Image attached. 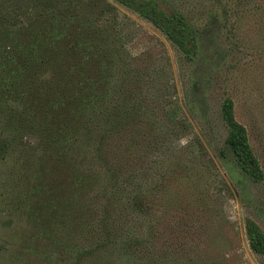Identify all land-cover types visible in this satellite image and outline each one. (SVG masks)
<instances>
[{
	"label": "rangeland",
	"instance_id": "rangeland-1",
	"mask_svg": "<svg viewBox=\"0 0 264 264\" xmlns=\"http://www.w3.org/2000/svg\"><path fill=\"white\" fill-rule=\"evenodd\" d=\"M107 1L115 9L109 15L86 16L104 31L120 29L135 73L150 75L148 84L136 87L150 108L145 124L162 134L169 119L189 126L154 144L145 141L140 150L145 168L141 161L138 181H158L146 198L154 205L157 257L172 256L177 264H193V255L194 264H264L245 234L247 221L264 232V178L253 182L240 169L226 148L220 112L221 102L231 99L264 174V0H149L184 17L195 31L192 62L130 9L140 2ZM22 28L0 25V264H79L80 244L95 230L96 200L81 195V219L77 156L72 145L58 146L52 130L64 121L63 60L87 54L58 48L30 60L19 50L28 34ZM174 106L181 111L171 116ZM162 139L169 144L161 145ZM163 155L194 160L201 170L168 175L170 167L161 169L159 160L149 166L148 158Z\"/></svg>",
	"mask_w": 264,
	"mask_h": 264
},
{
	"label": "trees",
	"instance_id": "trees-1",
	"mask_svg": "<svg viewBox=\"0 0 264 264\" xmlns=\"http://www.w3.org/2000/svg\"><path fill=\"white\" fill-rule=\"evenodd\" d=\"M97 1L99 5L95 7L93 0H0V25L24 27L28 34L19 50L30 60L48 57L58 48L62 52L87 54L73 57L71 53L72 58L63 60L60 104L64 121L52 130V139L58 146L67 149L72 145L77 156L74 187L80 197L81 219V195L91 193L90 201L96 200L95 230L89 240L80 244L78 263L100 264L103 259H110L111 264H177L174 257L165 255L159 259L155 253L157 222L153 202L146 198L156 190L158 181H138L141 161L145 168L140 150L145 141L154 144L160 135L166 138L175 128L189 126L177 122L176 127L169 119L170 123L167 121L164 126L168 133L162 134L155 126L145 124L144 116H149L150 108L140 99L141 91L136 87L148 84L150 75L135 73L130 63L133 60L126 57L120 29L112 26L104 31L94 25L96 18L86 16H107L115 10L107 0ZM136 1L140 4L130 9L155 25L179 55L192 62L198 52L197 35L186 19L162 12L149 0ZM90 63L94 67L90 68ZM178 106L168 109L171 116L181 111ZM220 112L227 130L226 148L253 182L262 181V168L245 127L234 116L231 99L221 102ZM164 142L169 144L165 139L160 144ZM3 151L4 143L0 141V155ZM129 156L134 160L132 166ZM148 160L150 167L158 160L161 169L164 165L170 167L168 175L201 170L194 160L187 164L180 157L163 155ZM128 167L131 168L127 170ZM245 234L251 252L264 259L263 230L247 221ZM87 255L93 259L87 261ZM190 260L195 263L194 255Z\"/></svg>",
	"mask_w": 264,
	"mask_h": 264
}]
</instances>
